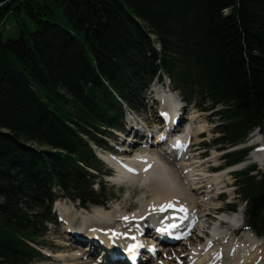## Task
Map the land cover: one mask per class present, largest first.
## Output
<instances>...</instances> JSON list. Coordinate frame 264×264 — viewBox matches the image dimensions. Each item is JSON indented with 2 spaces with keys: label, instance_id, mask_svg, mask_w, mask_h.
<instances>
[{
  "label": "trees",
  "instance_id": "1",
  "mask_svg": "<svg viewBox=\"0 0 264 264\" xmlns=\"http://www.w3.org/2000/svg\"><path fill=\"white\" fill-rule=\"evenodd\" d=\"M50 1L64 24L33 0H0V25L27 2L33 27L18 22L6 37L0 28V264L46 259L58 200L107 202L95 148L112 150L124 110L140 109L155 80L213 112V144L236 146L256 129L264 137V0ZM246 153H225L224 165ZM255 171L234 176L246 227L264 243V170Z\"/></svg>",
  "mask_w": 264,
  "mask_h": 264
},
{
  "label": "bare ground",
  "instance_id": "2",
  "mask_svg": "<svg viewBox=\"0 0 264 264\" xmlns=\"http://www.w3.org/2000/svg\"><path fill=\"white\" fill-rule=\"evenodd\" d=\"M161 90L172 93L174 96H171V94H158L162 107L170 110L172 114L174 113L178 121L176 129H179L183 124V114L185 112L184 105L179 102V98L172 91L166 89ZM198 118L199 117H197V119ZM197 124L192 127L190 125L192 128L191 134L193 135L205 132V127H196ZM171 129L173 128H166V130ZM159 130L160 129L156 130L155 133L147 132L144 127H140L136 118L128 121L127 132L134 137L131 139L132 142L134 141L133 139H138L145 148L150 150V152L154 148L161 151L159 156L151 155L150 152L147 155H138L134 158H130L127 154L120 155L122 159L126 160L124 164L136 170V173L133 175L123 172L112 178V183L119 186L126 185L129 194L127 197L128 202L130 201L129 197L133 195L129 206L125 205L122 208L118 206L116 209H108L106 204H103L98 207H93L90 210L86 209L81 211L78 207H73V212L70 214L63 205L56 203L57 211L62 217L61 223L63 224L64 236L68 239L69 245L67 244L64 247L57 245L59 249H68V252L64 254L63 251L58 250L59 252L53 255L55 261L63 262L62 264H98L92 261L94 257L104 260L103 254L105 251H112L111 248L114 246L124 248L125 245H127V242L123 240L124 233H129L128 231H124L125 227H149L154 224L166 226L169 225L166 221V214H174L177 213L180 208H184L186 212H183V215L188 222L183 230L190 229L189 234L185 237L186 241H188L190 237L189 241L185 243V246L188 245V248H184L185 252L188 251L185 254L183 251L178 252V247L175 248L174 246H170V248L165 249L164 252L166 254L172 252V257L166 255L167 258H165L166 262L164 264H264V244L260 239H257L248 231H244L242 236L237 238L238 233L236 230H227V233L223 232V237L216 242L210 245L203 242L202 237H204V233L200 231V228L212 226V215H214V211H219L223 215L228 214L219 210V208H212L215 205L208 210L209 212L207 211L208 213L205 212L206 210L201 212L197 204L191 202L190 205L186 202L187 197L184 196L182 192L187 189L191 194H205L208 195V200L210 199L213 202L214 199V202H216L218 191L223 189L218 188V185L219 187L223 184L227 185L228 189L227 181L231 178L224 171L215 172L213 174L207 173V165L210 158L202 161L193 158L190 161L181 160L180 163H183V177L181 181H178L172 172V167L176 166L173 164V161L179 160L177 158V152L172 151L169 156L162 153V146L163 148H167L169 145L163 143L164 133H161ZM250 136L249 142H251V144L261 146L250 151V160L256 165L257 170H262L264 168V140L258 132H252ZM129 139L130 138L127 140ZM132 145L133 144H131V146ZM122 148L128 149L126 146ZM190 154L199 156L200 152H198V150H193ZM199 169L204 171H200ZM125 182H127V184H123ZM179 184H181V186ZM210 195L213 197H210ZM168 203H172L173 207L163 212L159 211L162 205H167ZM133 204L135 208L137 206V209L133 207ZM132 207L135 209L134 211L131 210ZM154 207L156 209L155 211L153 210ZM77 209L79 212L74 211ZM127 212L131 214L128 216V219L125 220L124 217H126L125 214ZM243 213L244 210L239 208V210L232 212L231 214L234 215L231 216L230 214V217L228 216L227 219L232 224H243ZM143 217L146 219L145 223L141 225L138 223V219ZM114 232L118 235L112 236ZM192 236L194 239H191ZM91 241H97L99 246L94 247L90 243ZM181 242L182 241L178 244H181ZM202 242L205 244H201ZM195 243H199L200 245L198 246L197 244L196 246ZM139 244L143 245L142 241H140ZM82 246H86L89 249V251L85 253L88 255L86 258H84L85 254L79 257L73 253L75 251H73L72 248H76L77 251V249H79L78 247ZM140 248L142 252L139 263L153 264L154 261L152 258L150 261L146 260L147 248L145 249L144 245ZM155 256L156 255H154L153 258H155ZM88 258H90L89 261L86 260ZM79 259H83L85 263L79 261ZM55 261L54 264H61L55 263ZM156 263H158V261ZM115 264L126 263L116 261Z\"/></svg>",
  "mask_w": 264,
  "mask_h": 264
},
{
  "label": "rangeland",
  "instance_id": "3",
  "mask_svg": "<svg viewBox=\"0 0 264 264\" xmlns=\"http://www.w3.org/2000/svg\"><path fill=\"white\" fill-rule=\"evenodd\" d=\"M119 1L123 2L124 0H119ZM26 3L27 2H25V6H21V3H19V6H20L22 12L20 14V13H18V11H16V14H17L16 19H14L13 16H11L10 18H7V19L2 21L0 28L3 30L5 37L7 35H10L11 33H14L18 29V22H23V23L27 24V27L29 29L33 28L31 23H30L31 19L26 14ZM45 4L51 9L52 13L47 12L43 8ZM37 5H39L41 10L37 7ZM33 6H34L36 11L39 10L42 12L44 19H50L51 21H54V22H57L60 24L65 23V19L63 17L62 11L59 8H57L55 5H53V3H51L50 0H33ZM2 17H3V15H0V19ZM22 27H24V26L22 25ZM166 87L167 86L164 85L162 88L167 90ZM159 88L160 87L158 85H156V83L154 85L153 84L149 85V87H147L144 90V93L142 96L141 108L136 110L135 112L130 111L126 108L124 110L125 111L124 119L128 122L130 119L136 118L140 127H144L147 130V132L151 131V133H155V131L157 130L156 124L158 123L157 110L160 109L162 106L161 104L158 103V100H159L158 94H160V93H163L166 95L171 94V96H173L172 93L161 90ZM179 100H181V99L179 98ZM180 103L182 105H184V111L185 112L183 114V124H182L184 127L190 128L192 130L191 127L196 125L198 122L199 123L197 124L196 127H198V126H204L205 127L204 136L202 138H198V139L195 138L193 140V143H195V148H194L195 150H198V152H200V153H204V159L210 158L209 159L210 161H208L209 163H208L207 167L211 168V167H216V166H223L224 161H223L222 156L225 155V153L235 152V151L240 150L242 148L250 147L249 152L246 153V156L243 159L245 161L239 165L232 167V169H229V170H231V172L235 171V173H236V172H241V171H239L240 169L246 168L248 166H255V168H256V165L253 164V162H251V160H250V154L249 153L254 148H256V149L259 148L260 145L259 146L254 145V144H251V142H249L250 137H251L250 136L251 132L248 134V136L245 138V140L242 142V144H240V145L237 144L236 146L223 149V147L221 145H215L212 143L215 138L219 137V134L217 133V129H216V126L219 124L218 123L219 119L214 116L213 112L198 111L194 108V105H186L183 100H181ZM197 117H199V118L197 119ZM190 125H191V127H190ZM127 127H128V124L125 122V131H123V132H121V134H119L120 136L117 137V140L115 142L117 144L114 143L113 147L117 151H119L120 155L127 154L128 156H130V158L137 157L138 155L149 154L150 150L145 148L140 140L133 139L134 141L132 142L131 139L134 137L126 131ZM181 129H183V127ZM128 138H130V139L127 140ZM130 143L133 145L131 146ZM123 146H126V148H128V149L127 150L122 149ZM150 153H151V155H155V156L158 155L159 156V153H161V151L154 148L153 150H151ZM217 155H218V157H217ZM195 156H197V155L195 154ZM215 157H217V158H215ZM180 162H181V159L178 161H173V164H175L176 166L172 167V172L174 173V175L176 176L178 181H181V179L183 177V163H180ZM199 170L204 171L202 169H199ZM229 170L227 169V171L226 170L225 171L229 172ZM262 170H256V172L252 173L251 175L255 176V175H257V172H260ZM184 173H185V171H184ZM232 174H228L229 177L231 178L230 180L227 181L228 189H227V186H226V188H223L224 185H220V187L218 185V188H223L219 191H221L225 194V195H223V197L225 199L221 200V202H219V201L214 202V199H213V202H214V204H213L212 200H210V199L208 200V198H207L208 195L201 194V193L200 194H196V193L191 194V192L187 189L184 192H182L184 194V196L187 197L186 202L189 203L190 205H191V202H194L195 204H197L199 206V208L201 209V212H203V210L204 211L206 210L205 211L206 213H208L209 212L208 210L213 205H215L212 208H214V209L220 208V210L226 212L228 214V216L230 217V214L232 212L229 211L231 207H228L227 206L228 204H230L232 202L235 203L234 204L235 205V211L239 210V208L240 209L242 207L244 208V203L242 201V198L238 196V188L236 187L237 182L235 181V176ZM113 177H115V176H113ZM113 177L105 179V186L108 189V197L106 199L107 200L106 207H108V209H111V208L116 209L118 206L120 208L124 207L125 205L129 206L130 205L129 203H130L131 199L133 198V195L129 197L130 201L128 202L127 197L129 196V194L127 192V187L122 186V185L119 186V185L112 183ZM179 185L181 186V184H179ZM94 190L97 191L96 186H94ZM200 192H202V191H200ZM194 195H196V196H194ZM211 195H210V197L214 196V194H213V196H211ZM58 203L63 205L65 207V209L68 210V212H70V214L73 212V207L76 208L78 205L77 203L71 202L67 199L59 200L57 202V204ZM88 207H89L88 209L90 210L94 206L89 205ZM133 207H134V204H133ZM133 207L131 208L132 211L137 209V206H136V208L134 207L135 209H133ZM95 209H97V208H95ZM77 210H74V211L79 212V210L78 211ZM53 211L57 212L56 204L54 205ZM91 212H92V210H91ZM236 213H234V214H236ZM219 214H222V213L219 212L216 215L217 218H221V216H219ZM234 214H231V216ZM56 217H57L56 226L49 225L48 226V232H47L46 237H45L46 245L44 247L46 248V252L49 255H51V257H48L49 261H47V262L45 260H43V261H38L35 264H48V263L54 264L55 259L53 258V255H55L56 252H59L58 250L63 251L64 254H66V252H68V249H59L57 246V245H61L64 247L67 244L69 245V242H68V239L66 238V236H64L65 234H64L63 224L61 223V216L56 213ZM213 222H214V220L212 221V223ZM242 234L243 233H240L237 238H240L242 236ZM189 239H190V237H189ZM189 239H188V241H189ZM191 239H194V237L192 236ZM188 241L184 240L183 242H181V244L176 245L175 248L178 247L177 251L178 252L183 251L186 254V252L188 250L185 252V249H186V247L188 248V245L185 246V243H187ZM203 241H205V240L203 239ZM197 244L198 243H195L196 246H197ZM78 248L79 249H77V251H76V248H72L73 251H75L73 253L79 257H82L87 252V250L83 249L82 247H78ZM65 250H67V251H65ZM70 254H72V253H70ZM171 254H172V252H169L167 254L165 252L156 253L155 259L153 260L154 261L153 264H155L157 261H158V263H156V264H162V263L164 264L166 262L165 258H167L166 255H168V257H172ZM86 257H88L87 254L84 255V258H86ZM86 260L89 261L90 258H88ZM159 260H161V261H159ZM79 261L84 262L83 259H79ZM159 262H162V263H159ZM55 263H61V262L55 261ZM71 264H73V263H71Z\"/></svg>",
  "mask_w": 264,
  "mask_h": 264
},
{
  "label": "snow or ice",
  "instance_id": "4",
  "mask_svg": "<svg viewBox=\"0 0 264 264\" xmlns=\"http://www.w3.org/2000/svg\"><path fill=\"white\" fill-rule=\"evenodd\" d=\"M172 207H173V204H172V203H168L167 205H162V206L159 208V211L163 212V211H166L167 209L172 208ZM153 210H154V211L156 210L155 207L153 208ZM179 211H181V212H186V209H184V208H180ZM124 219L127 220L128 217H124ZM175 227H177L176 224L166 225L165 227H162V228L158 229V231H160V232L163 233V232H167V231H169V229H171V228H175ZM116 235H118V234L115 233V232L112 233V236H116ZM177 238H180V237H177ZM132 239H135V237H132ZM142 246H143V245H141V244H132V245L129 246L128 251H129V252H133L135 249H137V248H139V247H142ZM153 251H154V250H153ZM133 259H135L134 256H133Z\"/></svg>",
  "mask_w": 264,
  "mask_h": 264
}]
</instances>
